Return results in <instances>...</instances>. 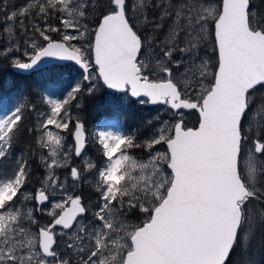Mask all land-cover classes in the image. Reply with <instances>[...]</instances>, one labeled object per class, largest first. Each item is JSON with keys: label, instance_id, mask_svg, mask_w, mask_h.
<instances>
[{"label": "snow or ice", "instance_id": "obj_1", "mask_svg": "<svg viewBox=\"0 0 264 264\" xmlns=\"http://www.w3.org/2000/svg\"><path fill=\"white\" fill-rule=\"evenodd\" d=\"M55 61L79 78L62 98L38 94L46 110L19 87L11 106L0 100V264H256L264 0H0V63L31 73ZM101 81L121 103L165 111L90 133L73 108ZM26 134L38 149L31 191L29 158L3 168Z\"/></svg>", "mask_w": 264, "mask_h": 264}, {"label": "rangeland", "instance_id": "obj_2", "mask_svg": "<svg viewBox=\"0 0 264 264\" xmlns=\"http://www.w3.org/2000/svg\"><path fill=\"white\" fill-rule=\"evenodd\" d=\"M17 1H18L17 4H20L22 2V0H17ZM12 3H14V1H12ZM56 24H58V22ZM52 35L56 39L59 38L55 33H53ZM209 55H211L210 49H209ZM5 65H8V63L7 64L5 63ZM58 65H62V67L54 68L53 66L50 65V67L46 66L41 69L42 76L47 78L46 81L47 89H45L43 93L50 94L53 97L62 98L61 93L64 92V90L67 88V85L70 82H74L76 79L79 78V72L77 70V66H75L73 62H63ZM98 92H100L101 95H105L107 97V100L108 102H110L109 104L113 107V109L105 111L104 109L100 110L99 108V110H96L95 112H93L90 109L85 110L83 106L85 105V98L87 96L82 98V100L80 101L82 107L79 110L73 108V112L78 113L80 115L81 119L86 125L87 130L90 133H94L98 128L113 132L116 131L130 132L137 124L133 122V119L138 120V118L141 116H148L150 114H155L157 111L161 113L165 111V107L163 105H139V104L130 105L127 102L121 103V101L118 98L123 96V93H119V92H115V90L107 89L106 86L102 85V81H101V87L99 88ZM5 93L6 94L1 95L0 100H3L5 104H7V106H11V104L14 102L15 95L11 92H5ZM34 104L36 105L38 111L46 110V106L41 103V100H37ZM132 106H136L139 109V113H132L131 112ZM0 111H2V109H0ZM196 115L197 114L195 113L187 114L185 116V123L189 125L192 124L188 122L192 119L196 121ZM85 117H89L90 122L92 120L93 123L89 124L90 122L85 121L86 119ZM131 122L133 125L131 124ZM95 150H97L96 147L94 145H90L88 152L97 164H102V157L100 156V154L97 155V153L95 155L94 154ZM133 153L135 156L143 155V153L140 150H133ZM77 163H79V161H77ZM59 171L61 172V174H63L64 172V170H59ZM91 179L92 177L89 178L90 181ZM37 186L38 185L37 183H35V181L32 183L29 182L26 186V191H31ZM69 191L71 192V181H69ZM81 192L85 197V203H88L89 199L91 200L95 199V195L93 191L87 185L83 189L77 190V194H80ZM57 199H59V197H57ZM36 215L40 219L41 224L46 223L50 219V217H48L46 214L37 213ZM134 222H139V221H134ZM57 231H59V228H57Z\"/></svg>", "mask_w": 264, "mask_h": 264}, {"label": "trees", "instance_id": "obj_3", "mask_svg": "<svg viewBox=\"0 0 264 264\" xmlns=\"http://www.w3.org/2000/svg\"><path fill=\"white\" fill-rule=\"evenodd\" d=\"M14 1V3H12ZM17 0H10V4H17ZM253 3L257 6H259V0H253ZM58 21L54 20V23H57ZM7 62L0 63V97L2 94H6L5 92H11L15 95L17 88H22L25 90V93L28 97V99L34 104L37 100H40L38 98V94H42L43 91L46 88V81L47 78L42 76V70L31 72V73H24V72H18L14 71L11 67H9ZM53 67H62V65H53ZM40 102V101H39ZM99 103V104H98ZM107 97L105 95H101L100 92L95 93L94 97H86L85 98V105L83 108L90 109L93 112L96 110H111L113 107L109 104ZM111 106V107H110ZM136 106H132L131 112L132 113H139V109ZM85 121L90 122L89 117H85ZM133 122L136 124L138 120L133 119ZM32 123H34V114L32 113H26V121L25 124L27 126H30ZM93 123L91 122L89 124ZM188 123L195 124L196 121L193 119L190 120ZM132 124V122H131ZM127 125V124H126ZM133 125V124H132ZM32 151H38V149H35L34 147V138L30 135H24L22 136L17 144L15 145L13 149V156L8 160L4 162L3 168L5 171H7L12 163V160L18 159L21 155L25 156L26 158H29L30 165L33 170V176L30 179L29 182L37 183L38 180V171H37V165L33 162L34 158L30 156V152ZM94 151V150H93ZM99 155V152L95 150L94 154ZM254 259L256 261V264H264V251H257L254 255Z\"/></svg>", "mask_w": 264, "mask_h": 264}, {"label": "water", "instance_id": "obj_4", "mask_svg": "<svg viewBox=\"0 0 264 264\" xmlns=\"http://www.w3.org/2000/svg\"><path fill=\"white\" fill-rule=\"evenodd\" d=\"M57 39H59V38H57ZM60 63H63V62L55 61L54 63H50V64H48L47 66L52 65V64H60ZM73 63H74V62H73ZM187 126L191 127V126H193V125H187Z\"/></svg>", "mask_w": 264, "mask_h": 264}, {"label": "bare ground", "instance_id": "obj_5", "mask_svg": "<svg viewBox=\"0 0 264 264\" xmlns=\"http://www.w3.org/2000/svg\"><path fill=\"white\" fill-rule=\"evenodd\" d=\"M54 65H57V64H54ZM51 66H53V64L51 65ZM49 67H50V65H49ZM13 69V68H12ZM14 71H17V70H15V69H13ZM24 73H28V72H24Z\"/></svg>", "mask_w": 264, "mask_h": 264}, {"label": "flooded vegetation", "instance_id": "obj_6", "mask_svg": "<svg viewBox=\"0 0 264 264\" xmlns=\"http://www.w3.org/2000/svg\"><path fill=\"white\" fill-rule=\"evenodd\" d=\"M187 125H189V124H187ZM194 125V124H193Z\"/></svg>", "mask_w": 264, "mask_h": 264}]
</instances>
